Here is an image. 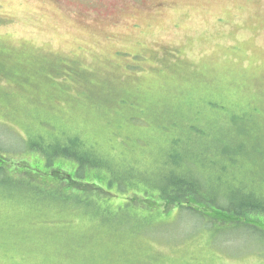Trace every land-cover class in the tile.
I'll return each mask as SVG.
<instances>
[{
    "label": "rangeland",
    "instance_id": "rangeland-1",
    "mask_svg": "<svg viewBox=\"0 0 264 264\" xmlns=\"http://www.w3.org/2000/svg\"><path fill=\"white\" fill-rule=\"evenodd\" d=\"M189 136L253 149L188 156ZM0 155L17 178L93 164L105 209L0 183V264H264L255 214L189 211L264 206V0H0Z\"/></svg>",
    "mask_w": 264,
    "mask_h": 264
},
{
    "label": "trees",
    "instance_id": "trees-1",
    "mask_svg": "<svg viewBox=\"0 0 264 264\" xmlns=\"http://www.w3.org/2000/svg\"><path fill=\"white\" fill-rule=\"evenodd\" d=\"M212 105H214V104H212ZM233 117L236 119H239V120H235V121H240V120L243 121V118L238 116V115H236V116L234 115ZM175 122H177L175 119L169 120V123H175ZM249 125H250V123H246V127H245V125L243 123H237L238 128H240L239 130L250 131ZM191 129L195 132H198L195 127H191ZM260 131H262V130H260ZM234 132H236L235 127L233 129V133ZM213 138L214 139H210L209 142H206L204 144V143H201L199 141H194L196 139L195 138L193 139L192 136H189L188 139H190V144L186 145L187 146V148L185 150L186 155H188V156L189 155L190 156L195 155L196 156V154L198 153V152H196L197 148L192 146L193 143H195V145L199 146V147H203L205 145L208 147L209 144H216L219 151H221V152L225 151V152H231L232 153V152H236V151L247 150V146L241 142V140H240L241 137H239V136L238 137H231L227 141H224L223 139H218L215 137H213ZM252 149H253V147L250 146L247 151H251ZM65 154H66V152H64V150H63L59 154L54 153V156L60 157V156H65ZM198 155H199V153H198ZM220 155H221V153L216 155V156H220ZM62 159L64 160V159H68V158H62ZM207 159H210L212 161L211 156H208ZM43 160H44V157H43ZM46 160H47V157H46ZM12 165L17 167L19 164L17 165L15 163H13ZM9 166H10V164H5L3 156L0 155V183L1 184L14 183L16 187H18L19 185H21L19 187H23L21 183H23V184L29 183V185L33 189L38 190L39 189L38 186L42 187L41 183L43 182L44 184H46L45 186H47V189H50V187L52 188V193L50 192V196L55 200H56V196H62L64 199L63 200L64 202L72 201V202L78 203L79 205H82V204H85V201L87 199V201H88L87 205L88 206L96 207L98 211L105 210L104 206L102 205V202L100 201L98 203V199L96 198V197H99V199H101V197H102L101 193H100L101 192L100 188L97 186V184L94 181H88V182L86 181V183H85V178L87 177V175H86V177L84 175L85 171L87 168L88 169H95L96 167L93 164L89 165L87 167L79 166V170L78 169L74 170V164L72 163V169H71V171H68L69 169L63 168L62 166L57 167L56 169H53V167H54L53 164L47 160L46 164L44 163L43 168H40V169L34 168V167H32L33 169L29 168V170H26L25 172H23V173H25V175L21 176L19 178L16 177V172H13L12 170L11 171L7 170V167H9ZM187 170H188L187 173H189L193 169L191 167H189V168H187ZM32 171L37 172L38 176H43L45 178L50 176V175H54V174L59 175L61 178L57 179L58 181H55L54 179L48 180L50 183H47V179L41 178L37 182L38 185H36L33 181L29 182V180H31V178H29V176L32 175ZM194 171L198 172V170L195 167H194ZM208 175L211 176L210 174H208ZM74 177L78 181H72L73 182L72 183L71 178H74ZM202 179L204 180L203 182L205 185H206L207 180H210L209 178H207V179L202 178ZM67 180H70V182ZM185 180L179 181V183H176V185L177 184L184 185L187 183V181L191 184L190 180H187V179H185ZM54 184L56 186H54ZM64 184H66V187H63ZM77 184L79 186L81 185L84 187V190H82V191L87 192L88 195L86 197H85L86 194L78 193L77 190H74L76 187L75 185H77ZM73 185H74V187H73L74 189H72ZM69 186H70V188H69ZM43 188H45V187H43ZM69 189L73 190V194H70L71 190H69ZM256 192H257L256 190H254V191L252 190V195L253 196L257 195L260 198H262L264 201V196L257 194ZM142 194L144 195V197H146L145 196L146 193H142ZM161 198H162V200H160L158 202H153V204H151V207L157 208L159 206L163 209H168V208L171 209V208H174V206H176V205L179 206L181 204V201L179 200V198H176V197L175 198H169L168 201H165L163 199V194H162ZM253 198L254 197L249 196L246 200L239 202L235 209L231 208V207L217 205L211 213H208V212L204 213V212H200L198 210L191 208L192 205H190L189 211L190 212L193 211L195 213L202 214L203 216L207 217L210 221H212L211 223H217L218 222L217 224H221V223H228V224L243 223L245 221H243L241 219L242 217H250L252 214L253 215L255 214L257 216L256 220L249 219L248 222H245V223H247L250 226H254V227L258 228V226L254 225L253 223L258 222V223H260L261 226H262V223H264V206L261 207V204H259L257 201H252L251 199H253ZM137 200H138L137 196H134L129 202L131 204L132 201L136 202ZM222 201L225 202L226 200L222 199ZM191 202L194 203V206H197V205H195V203L196 204H199V203L202 204L203 200L197 196H194L192 198ZM97 203H98V206L100 207V210H99V207L96 206ZM127 217H129V216H127ZM115 220L122 221V223H123V221H125V218L124 217L120 218L117 216V218ZM119 226L125 227V226H127V224L124 222V224H121ZM263 227H264V225H263Z\"/></svg>",
    "mask_w": 264,
    "mask_h": 264
}]
</instances>
